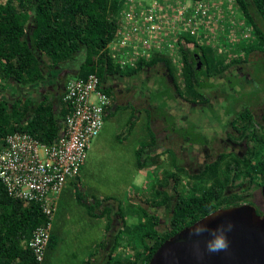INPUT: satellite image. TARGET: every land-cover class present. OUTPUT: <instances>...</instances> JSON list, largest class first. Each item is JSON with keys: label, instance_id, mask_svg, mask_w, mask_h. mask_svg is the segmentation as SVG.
<instances>
[{"label": "trees", "instance_id": "1", "mask_svg": "<svg viewBox=\"0 0 264 264\" xmlns=\"http://www.w3.org/2000/svg\"><path fill=\"white\" fill-rule=\"evenodd\" d=\"M125 1L0 0V148L4 146L7 135L15 132L30 134L45 144L54 143L62 135L64 119L70 110L69 103L61 101V112L56 114L54 101L47 98L34 105L31 99L13 101L11 94L5 95L12 92L13 86L26 89L43 83L46 71L68 68L73 64L76 65L73 70L77 78L85 79L90 74H97L102 85L105 80L118 77L134 79L160 66L167 70L178 96L184 95L181 81L186 85L187 95L194 96V87L199 82L222 73L230 65L245 64L247 58L240 56L243 53L249 56L255 51L264 52V0H235L243 20L251 29L252 39L231 47L232 60H228V54L219 55L215 49L185 38L180 47L181 73L177 65L163 56L122 69L103 50L115 36ZM199 62H202L201 70H198ZM103 91L111 96L107 86ZM145 148L136 151L139 168L144 167L142 157L145 156ZM134 200L148 206L153 203L144 197H134ZM119 210L124 230L134 237L127 238H131L134 248L124 250L125 256L118 257L116 247L122 234L118 232L113 241L117 245L114 244L108 252L106 264H149L157 250L178 234L159 232L149 222L151 217L142 207L143 217L131 228L123 211ZM111 213V207L105 206L102 215L110 222L107 232L112 229ZM206 213L195 216L193 221L201 220ZM182 214L177 215L182 219ZM45 223L46 217L37 203L11 198L0 180V264H40L29 248V241L33 231ZM136 232L140 233L139 238ZM138 240L142 247L137 246ZM106 242L108 248V238ZM58 243L59 238L53 229L42 264L51 263Z\"/></svg>", "mask_w": 264, "mask_h": 264}, {"label": "flooded vegetation", "instance_id": "2", "mask_svg": "<svg viewBox=\"0 0 264 264\" xmlns=\"http://www.w3.org/2000/svg\"><path fill=\"white\" fill-rule=\"evenodd\" d=\"M240 56L245 64L199 82L194 96L187 95L184 82V95L178 96L160 66L134 79L107 82L120 91L133 84L136 112L142 116L147 110L152 140L145 156L154 164L164 156L176 172L185 171V177L174 173L163 184L148 183L146 198L153 203L141 207L161 233H179L200 220L194 222L195 216L232 208L250 207L264 218V87L255 78L264 52Z\"/></svg>", "mask_w": 264, "mask_h": 264}, {"label": "built area", "instance_id": "3", "mask_svg": "<svg viewBox=\"0 0 264 264\" xmlns=\"http://www.w3.org/2000/svg\"><path fill=\"white\" fill-rule=\"evenodd\" d=\"M236 6L235 0H126L115 36L103 52L122 69L163 56L181 73L180 47L185 38L224 55L250 37L251 29L235 15ZM100 86L97 74L66 82L64 101L70 110L64 131L54 143L15 132L7 135L0 148V180L8 195L37 203L46 217L29 241L40 264L46 258L60 197L68 180L81 173L90 145L104 126L111 101Z\"/></svg>", "mask_w": 264, "mask_h": 264}, {"label": "rangeland", "instance_id": "4", "mask_svg": "<svg viewBox=\"0 0 264 264\" xmlns=\"http://www.w3.org/2000/svg\"><path fill=\"white\" fill-rule=\"evenodd\" d=\"M143 1L150 3L153 0ZM235 12L237 17L243 18L237 6ZM250 34L248 39H252V33ZM228 55L230 57L232 53L229 51ZM68 78L72 80L76 77L69 74ZM255 78L264 87V65L256 66ZM125 88L121 91L110 90L114 100L112 108H116L105 115L104 126L88 150L86 166L79 175V182L73 184V188L66 190L60 198L53 226L59 243L50 264H84L89 255L99 250L104 239L108 238L110 241L114 232L122 227L121 218L116 216L119 209L126 216L127 225L134 228L143 217L141 206L147 207L142 202L140 204L139 200H134V197H148L149 184L150 187L156 183L163 184L166 176H173L174 173L184 176L185 171L176 172V168L167 163L164 156L157 164L152 162L149 155L144 156V167H137L136 151L145 146L147 140L145 113L141 117L136 112L134 85L128 84ZM130 119L134 120V127L128 125ZM101 203L103 205L100 207L103 206V209L105 206L112 209V229L107 237L110 222L108 217L97 212ZM139 236L140 233L136 232V237ZM128 237L131 235H127L123 228L118 244L120 257L125 256L122 242ZM131 238H134L133 235ZM136 243L138 247H142L139 240Z\"/></svg>", "mask_w": 264, "mask_h": 264}, {"label": "water", "instance_id": "5", "mask_svg": "<svg viewBox=\"0 0 264 264\" xmlns=\"http://www.w3.org/2000/svg\"><path fill=\"white\" fill-rule=\"evenodd\" d=\"M221 232L227 247L210 250ZM149 264H264V218L250 207L216 211L167 240Z\"/></svg>", "mask_w": 264, "mask_h": 264}, {"label": "crops", "instance_id": "6", "mask_svg": "<svg viewBox=\"0 0 264 264\" xmlns=\"http://www.w3.org/2000/svg\"><path fill=\"white\" fill-rule=\"evenodd\" d=\"M229 51L232 53V49L229 48L227 50L226 54H228ZM75 66L76 65L71 64V66H68V68H64L63 67V68H58L55 71H46V73H44L45 77H46V80L43 83L38 84V85H34V86H32L30 88H26V89L17 88L15 86H13L12 92L11 93L10 92H6L5 95H8V94L10 95L11 94V97H12L11 99L13 101H15L17 99H21V100L31 99L33 101L34 105L44 102L46 100V98H47V99H49V101H54L55 108H56V114H59L61 112V101H64L66 82L68 80H70L68 78V75L72 74V75H75V77L77 78V74H76V72H74ZM110 80L113 83L116 80H118V78H114V79H110ZM108 81L109 80H105L104 83L101 85L100 89L103 90L104 87H106ZM121 89H126L125 85ZM110 101H111L110 105L106 108V114H105L106 116L114 108V107L112 108L113 102H114L112 96L110 97ZM143 113L146 114V116H144V117H145V120H146V130H147V140H146V145L145 146H148L149 143H151L152 134H151V132H149V129H148L147 110L143 111ZM141 117H143V115ZM134 119H135V121L137 120V118H134ZM134 124H135L134 120L130 119V122L128 123V125H132V127H134ZM141 147H139L137 150H139ZM85 166H86V162L83 165L81 172L83 171ZM78 178H79V176L76 179H69L68 182H67V185H66V187H65V189L63 191V193L66 190H71V187L73 186V184H76V183L79 182ZM75 188H76L75 190H77V186H75ZM63 193H62V195H63ZM62 195H61V197H62ZM88 202H90V201H88ZM90 203L93 204L94 201L90 202ZM97 212L102 215V212H104L103 206L100 207V205H99ZM120 214L121 213H119L117 215H120ZM123 228L125 229V227H124V225L122 223V227L118 228L117 231L114 232L112 239L110 241H108V243H109L108 244V248L106 246L107 242L104 239L102 244H100V246H99V250H97L95 253L89 255V257L87 258L86 262H88L89 264H106L107 263V258H108V252L112 249V247L115 244V242H113L114 241V235H116L118 232L122 233V229ZM107 235H108V232L106 231V237H107ZM122 243H123L122 244L123 250L127 251V250H130V249L134 248L132 246V241L129 240V239H125V241L122 242ZM115 245H117V244H115ZM116 251H117V256L120 257L121 253H120L118 247H116ZM127 255H129V254H127Z\"/></svg>", "mask_w": 264, "mask_h": 264}, {"label": "clouds", "instance_id": "7", "mask_svg": "<svg viewBox=\"0 0 264 264\" xmlns=\"http://www.w3.org/2000/svg\"><path fill=\"white\" fill-rule=\"evenodd\" d=\"M201 230L197 229V232L199 233ZM210 250H222L225 249L227 247V241H226V237L223 235V233L221 232V234L219 235H215L214 240L208 245Z\"/></svg>", "mask_w": 264, "mask_h": 264}]
</instances>
